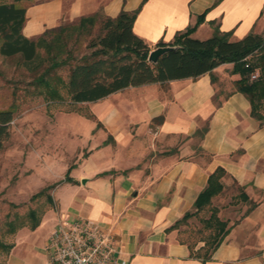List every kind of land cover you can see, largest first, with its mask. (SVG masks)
Masks as SVG:
<instances>
[{
    "label": "crops",
    "instance_id": "1",
    "mask_svg": "<svg viewBox=\"0 0 264 264\" xmlns=\"http://www.w3.org/2000/svg\"><path fill=\"white\" fill-rule=\"evenodd\" d=\"M138 8L133 30L153 49L195 26L199 15L204 19L191 36L200 39L211 37L216 27L231 32V40L261 34L264 27V0H40L28 7L23 32L33 38L98 10L116 17ZM233 66L216 67L215 82L207 73L130 86L93 102L99 123L93 153L85 158L93 176L87 183L72 176L60 182L71 193L60 202L51 230L39 234V227L33 244L15 255L16 263L49 264L45 245L58 219L78 215L113 230L119 264H264V123L251 115L243 93L226 97L239 78ZM206 124L201 138L197 130ZM219 167L228 173L225 188L235 179L248 200L237 197L230 204L227 194L216 199L230 230L203 261L179 241L178 229L169 228L195 210Z\"/></svg>",
    "mask_w": 264,
    "mask_h": 264
},
{
    "label": "trees",
    "instance_id": "2",
    "mask_svg": "<svg viewBox=\"0 0 264 264\" xmlns=\"http://www.w3.org/2000/svg\"><path fill=\"white\" fill-rule=\"evenodd\" d=\"M18 1L21 0L0 2V53L7 57L20 55L22 65L36 74L35 85L43 86L51 98H59L63 87L69 94V104L75 106L95 102L130 86L181 78L196 79L207 73L215 82L213 70L222 64L233 63L231 72L238 74L239 78L234 80L233 90L226 97L234 92L243 93L251 104V115L264 123V36L259 33L250 32L241 39L231 40V32H223L216 27L211 37L195 38L191 35L204 19V15H199L195 26L179 31L171 42L159 41L155 45L176 48L164 53L154 63L149 60L152 46L133 30L140 8L122 10L116 17L98 10L73 22L48 28L31 38L23 32L28 7L18 5ZM62 70H66L65 75L60 73ZM253 74L256 78L252 77ZM13 118L12 109L0 110V153L11 137ZM207 130L208 124L198 129L197 134L203 138ZM71 169H68L64 180L72 181ZM227 174L222 167L211 173L208 185L196 199L195 210L186 212L169 228L179 229L191 218L198 217L201 226L194 231L195 235L178 239L189 246L191 256L203 261L212 258L230 230V220L222 217V205L219 206L216 199L227 194L233 198L230 204L236 203L237 197L248 200L244 187L235 179L225 188L223 178ZM231 187L233 193L230 192ZM48 191L49 188H44L33 198L45 196L54 207V197ZM204 211L209 214L202 216ZM28 217L30 221L27 224L32 230L40 226L42 215L38 210L31 209ZM7 224V231L14 233L26 223L18 224L14 220ZM199 243L203 245L197 249ZM13 247L12 243L4 242L0 237V264H5L1 258Z\"/></svg>",
    "mask_w": 264,
    "mask_h": 264
},
{
    "label": "rangeland",
    "instance_id": "3",
    "mask_svg": "<svg viewBox=\"0 0 264 264\" xmlns=\"http://www.w3.org/2000/svg\"><path fill=\"white\" fill-rule=\"evenodd\" d=\"M37 1L40 0H21L17 4L29 7ZM261 35L264 36V27ZM65 72L60 73L65 75ZM35 76L22 65L20 55L7 57L0 53V110L14 111L11 137L0 153V237L14 245L1 258L5 264H17L15 255L19 256L33 244L39 227H42L39 234L51 230L61 209L60 202L71 193L68 186L61 187L63 183H60L66 178L68 168L74 166L70 176L82 177V183L93 176L85 158L93 153L94 128L99 123L94 103L71 106L69 94L63 87L59 98H51L43 86L35 85ZM44 188H49L48 192L54 197V207L45 196L33 198ZM31 209L42 215V222L35 230L27 224ZM208 214L204 211L201 215ZM14 220L26 224L10 233L7 222ZM200 226L198 217L191 218L178 229V238L193 237Z\"/></svg>",
    "mask_w": 264,
    "mask_h": 264
},
{
    "label": "built area",
    "instance_id": "4",
    "mask_svg": "<svg viewBox=\"0 0 264 264\" xmlns=\"http://www.w3.org/2000/svg\"><path fill=\"white\" fill-rule=\"evenodd\" d=\"M45 249L49 264H119L120 247L113 230L78 215L58 219Z\"/></svg>",
    "mask_w": 264,
    "mask_h": 264
},
{
    "label": "water",
    "instance_id": "5",
    "mask_svg": "<svg viewBox=\"0 0 264 264\" xmlns=\"http://www.w3.org/2000/svg\"><path fill=\"white\" fill-rule=\"evenodd\" d=\"M175 46H158L151 50L149 54V60L151 62L156 63L159 58L166 53L169 50L175 49ZM84 182H86V179H84Z\"/></svg>",
    "mask_w": 264,
    "mask_h": 264
}]
</instances>
